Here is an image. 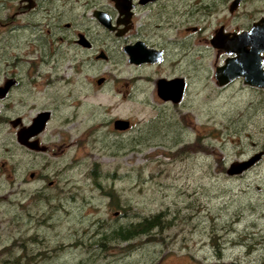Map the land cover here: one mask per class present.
Listing matches in <instances>:
<instances>
[{
    "label": "rangeland",
    "instance_id": "rangeland-1",
    "mask_svg": "<svg viewBox=\"0 0 264 264\" xmlns=\"http://www.w3.org/2000/svg\"><path fill=\"white\" fill-rule=\"evenodd\" d=\"M84 1L55 0L53 13L28 10L0 28V66L17 51L38 53L39 71L50 59L42 76L24 64L10 106L0 103V264L264 263V155L243 173L227 172L264 151V89L241 79L219 86L208 71L214 53L203 47L176 65L175 45L165 67L122 62L118 40L79 10ZM0 2L14 12L15 0ZM256 6L264 2L243 8ZM258 14L240 11L228 28ZM152 20L181 18L172 8ZM77 29L115 62L88 61L87 50L70 44ZM164 31L149 40L163 45ZM101 68L110 80L92 89ZM162 73L187 77L180 103L158 100L153 81ZM42 110L52 117L40 138L49 133L52 141L46 152L31 151L5 117L29 122ZM112 116L133 125L117 131Z\"/></svg>",
    "mask_w": 264,
    "mask_h": 264
},
{
    "label": "flooded vegetation",
    "instance_id": "flooded-vegetation-1",
    "mask_svg": "<svg viewBox=\"0 0 264 264\" xmlns=\"http://www.w3.org/2000/svg\"><path fill=\"white\" fill-rule=\"evenodd\" d=\"M54 1L55 0H15V5L14 6L12 5L10 7V10L14 9L13 13H8L7 4L4 6L3 2H0V28L2 27V25L9 24V18H16V16L22 15L26 13L28 10L33 9L34 11L45 13L47 15L49 13H53L56 8V2ZM109 1L110 2H89L88 0H85L84 2H78L79 10H82V14H86V15L90 12V14L94 17L93 19L101 27H103L108 33L114 36L115 39L118 40L121 46L120 54L122 55V59H121L123 60L122 62H126L134 67L149 66L156 68L158 65L165 67L164 64H166L168 61L167 55L169 54V47L171 45L172 46L175 45L178 47L179 50V51L177 50L178 51L177 58L174 59L175 64L173 65H176L183 60V58L187 53L191 54L193 51H200V49L203 47L202 48L203 50L211 49L214 54L211 55L213 59H210V63L212 64V69L211 67H209V70L207 69L208 65L205 60L201 61L202 66L204 70L213 72V74L211 75L214 76L215 81L218 83L219 86H225V85L228 86L232 82L238 79H241L244 82L245 77L239 76L225 85L219 84L217 80L218 66L224 65L229 57H234L236 54L233 55L228 54L224 48L217 47L214 44L213 40L219 34H221V36L226 37V34L229 33L249 30L255 21L264 17V8L263 6H256L255 8H252L250 10L243 8V5H245L247 2H264V0H242L241 2H238V5L234 9H233V3L235 2V0H227V2H214L215 0H132V2H123V0H109ZM173 2H180L181 8L176 9V7L173 6ZM188 3H189V7L187 6ZM172 8L174 9V14L181 18L179 22H177L176 20L174 23H172L171 21L168 23V21L165 20V22L162 24L160 22H154L152 20L154 15L157 13V11L159 13L163 12L164 14H168L169 10ZM4 9L6 10L5 14H4ZM255 10H258L259 14L255 17H252L251 22H249L246 25H243L242 27H240V25H237L235 28H228V21L234 14L241 11L245 16H248L249 13H253L255 12ZM71 11L75 12L78 10L73 9ZM123 11H127V13ZM97 12H106L110 16L111 18L110 23L114 28H109L104 23L103 18ZM193 13L194 14L202 13L201 20H196V19L191 20L189 16L193 15ZM126 17L129 18L128 22L125 21ZM71 25L72 24L70 22L65 23V26L67 27H70ZM26 26H22L20 30H23L24 28H26ZM173 28L176 30L175 33L172 32ZM160 29L165 30L163 33V45H160L159 43H155L149 40V37L150 38L154 37L156 35V32ZM81 34L87 38L89 43L88 45H84L80 42ZM138 42H143L147 46V48L156 49L157 51H159L160 58L154 62L146 61L139 64L132 62L131 61L132 55L131 53L126 51V46L135 47ZM70 44L77 45L78 47L87 50L86 52L88 53L87 54L88 61L96 62L101 66L104 65V67L111 66L115 62L110 52L104 48L96 47L93 41L87 36V33H85L84 31L78 29L74 30V37L70 39ZM13 55L16 56V58L12 59L8 64H6L8 66L7 69H5L4 65L0 66V72H2V75L0 76V87L5 86V84L8 81H11V85L8 88V90L5 92V94L2 97H0V103L2 104L3 108H7L10 106V102H9L10 95L12 91L16 87H18L19 84V79L17 75L18 70L21 71L24 66L22 64L23 61L22 54L18 53L17 51L16 53H13ZM262 55H263L262 64L264 68V52H262ZM30 56L33 57L27 59L30 61L25 63L26 66H30V68L32 67L33 75L38 74L37 76H42L44 72L39 71V64H41V62L37 59L42 57L36 52L30 53ZM133 56L137 57L136 49H134ZM149 56L150 58H153L156 55H149ZM75 60L76 62H80L81 67L83 66V62H84L83 57L77 54ZM48 62H50V59H47L46 61H42V63H45V65H47ZM61 65L63 66L64 63L62 62ZM108 72L109 71H105L104 68L103 69L101 68L100 73L90 80L92 89L96 86L102 87L104 84L108 83V81L110 80L108 78V75H106V73ZM177 77H182L185 80V86L183 90V97H184V93L186 92L187 89V77L185 75H168L166 73H162L161 76H158V78H155L153 81L155 82L154 91H156L158 100L166 103L171 102L176 104L181 102L183 97L179 102H173L171 100H167V101L163 100L158 94V82L160 79L162 78L172 79ZM100 79L103 80L101 81ZM251 87L264 89L257 86H251ZM148 88L149 86H147V91ZM128 91L129 90L126 91V95L129 96L130 94H128ZM42 111H46V110H42ZM39 112H37L36 115ZM35 116L29 122H26L23 116H17L14 119L5 117V120L6 122H10L12 126L17 128L16 131L17 141L22 147H25L31 151L46 152L49 149V146L46 143L52 141V138L49 135V133L45 135L43 138H40V136L45 132L47 128V124L52 117V112H50V116L46 122L44 129L36 136H32L28 139V142L32 145L26 144L25 142H23L21 138L22 130L27 126L31 125ZM118 118L129 120L130 127L126 130L116 129L114 123L115 120ZM110 121L112 122L114 129L120 132L128 131L133 125L132 121L125 117L112 116L110 118ZM71 124H72L71 122L67 121L63 125L65 129H67V127L70 126ZM3 151L4 150L0 148V157H5V155H2L4 153ZM263 155H264V151L262 157ZM258 162H256V164Z\"/></svg>",
    "mask_w": 264,
    "mask_h": 264
},
{
    "label": "water",
    "instance_id": "water-1",
    "mask_svg": "<svg viewBox=\"0 0 264 264\" xmlns=\"http://www.w3.org/2000/svg\"><path fill=\"white\" fill-rule=\"evenodd\" d=\"M241 1L235 0L233 9ZM123 2H132V0H123ZM123 12L127 13V11ZM97 13L103 18L104 23L109 28H114L110 23L111 18L106 12ZM125 21L128 22L129 18L126 17ZM80 42L84 45L89 44L87 38L82 34L80 35ZM213 42L217 47L224 48L228 54H236L234 57H229L224 65L218 66L217 80L220 85H225L236 77L244 76L245 84L264 88V68L262 64V52H264V17L255 21L249 30L229 33L226 34V37L219 34ZM134 49H136L137 57L133 56ZM126 51L131 53V61L136 64L146 61L154 62L160 58L159 51L147 48L143 42H138L135 47L126 46ZM149 55L156 56L150 58ZM100 80L102 81L103 79ZM10 85L11 81H8L5 86L0 87V97L5 94ZM184 86L185 80L182 77L172 79L162 78L158 82V94L163 100L179 102L183 97ZM49 116L50 111H40L33 119L31 125L22 130L21 138L23 142L30 144L28 139L36 136L44 129ZM114 126L118 130H126L130 127V121L118 118L115 120ZM262 154L263 151H259L247 159L233 161L228 168V174L235 175L244 172L261 160Z\"/></svg>",
    "mask_w": 264,
    "mask_h": 264
},
{
    "label": "bare ground",
    "instance_id": "bare-ground-1",
    "mask_svg": "<svg viewBox=\"0 0 264 264\" xmlns=\"http://www.w3.org/2000/svg\"><path fill=\"white\" fill-rule=\"evenodd\" d=\"M21 54H22V57H23V61H22V64L24 65L26 62H28V61H30V60H27L28 58H30L29 57V55H30V51H28V53H26V52H20ZM21 57V58H22ZM56 65V64H55ZM45 66L46 65H44V67L42 68V69H40V71H42V72H44V69H45ZM58 83V82H57ZM42 84V83H41ZM54 84H55V81H54ZM59 85V84H58ZM57 87V86H56ZM59 87V86H58ZM46 88V87H45ZM49 88V87H48ZM56 89V88H55ZM63 104L65 105V101L63 100ZM69 107V106H68Z\"/></svg>",
    "mask_w": 264,
    "mask_h": 264
},
{
    "label": "trees",
    "instance_id": "trees-1",
    "mask_svg": "<svg viewBox=\"0 0 264 264\" xmlns=\"http://www.w3.org/2000/svg\"><path fill=\"white\" fill-rule=\"evenodd\" d=\"M120 234H124L123 232H119Z\"/></svg>",
    "mask_w": 264,
    "mask_h": 264
}]
</instances>
